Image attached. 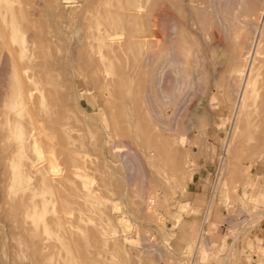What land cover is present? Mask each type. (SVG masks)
Instances as JSON below:
<instances>
[{"label": "rangeland", "instance_id": "1", "mask_svg": "<svg viewBox=\"0 0 264 264\" xmlns=\"http://www.w3.org/2000/svg\"><path fill=\"white\" fill-rule=\"evenodd\" d=\"M10 2L14 11L29 13L27 19L33 23L28 30L15 31L17 41H11L20 74L28 81L26 96L33 106L52 112V116L59 109L71 120L77 116L86 147L79 155L82 175L72 174L70 180L59 184L58 195L62 197L75 196L71 188H78L75 202L60 208L55 197L40 188L35 196L36 217L23 222L17 219L15 202L35 183L33 179L14 177L37 156L33 148H26L24 157L19 155L20 132L27 137L35 130L34 123L46 125L40 135L45 151L57 141L59 132L49 128L50 113L48 116L38 112L31 119L13 109L10 101L16 98L15 91L11 92L16 70L12 54L5 52L7 57L3 50L0 264H222L223 259L228 264H264V258L258 257L259 251L261 256L264 253V64L255 80L258 88L249 102V111L238 123L237 138L229 148L226 144L233 136V103L240 94L235 88L238 76L227 60L244 64L246 45L264 18V0H135L141 12L137 14V31L147 34V44L138 41L142 44V57L137 64L133 61L132 47L124 38L128 27L114 25V42L110 51L106 50V64L105 49L101 50L105 66L97 61L99 52L94 50V40L87 36L88 31H96V23L112 16L120 18L116 13L104 12L105 8L116 6L115 0H66L52 14L45 10V0ZM250 4H255L257 13L248 11ZM9 15H0V22L9 23L13 19ZM90 24L93 27L87 28ZM129 31L132 34L130 25ZM29 34L34 35L33 44L29 43L24 53L32 54V69L24 60L27 57L21 55V37ZM136 38L133 36L132 41ZM86 45H91L89 50ZM147 47L154 58H144ZM262 50L264 54V40ZM236 52L239 59L234 58ZM87 53L91 60L86 59ZM169 55L176 60V66L171 64ZM127 67L130 71L120 76L119 70ZM95 69H101L100 77L92 76L91 70ZM158 74L162 75L161 80ZM187 74L191 76L190 83ZM138 81L136 96L134 87ZM72 84L78 92L79 106L75 95L67 93ZM121 84L124 108L114 103L120 102ZM99 85L108 91L100 93ZM59 92L64 93L63 98ZM135 102L142 104L139 111ZM48 155L44 153V158ZM44 158L41 164L52 172ZM54 164L60 169L59 175L63 174L61 161L54 159ZM45 199L47 204L43 203ZM204 214L206 219L202 222ZM223 215L230 216V224ZM50 216L59 217L66 224H50L47 231L44 226ZM246 217L249 220L240 227L232 225L235 219ZM253 239L257 247L253 246Z\"/></svg>", "mask_w": 264, "mask_h": 264}, {"label": "bare ground", "instance_id": "2", "mask_svg": "<svg viewBox=\"0 0 264 264\" xmlns=\"http://www.w3.org/2000/svg\"><path fill=\"white\" fill-rule=\"evenodd\" d=\"M64 1L66 0H45L46 2V5H45V10L46 11H49L51 14L53 12L56 13V10L57 12L60 10V8L63 5ZM116 2V6H111L109 8H105L104 9V12L105 14H113V13H116L115 15H119L120 18L119 19H115L112 17L108 18V19H104V22L103 23H100L98 22V24L96 23V25H94L95 27L91 26V24L89 26H87V28H95L96 31H88V33L90 32V35H88L87 37L89 38H92L94 40V42H89V43H94L96 45V53L99 52L100 54V57L99 54L95 57L97 59V61L99 63H103L104 61L101 59L102 57V48L105 49V52H103V56H108L109 52L106 50H109L111 48V46L113 45V42H114V38H112V31L114 29V25L116 27H122V28H127L128 27V33L126 35V37H124L126 39V44L128 45H131V51L133 52L132 53V58H133V61L137 64V62L139 61L140 59V56L142 57V54H143V51L141 50V46L142 44H139L138 41L140 42H143L144 44H147V34L142 30V32H138L137 31V22H138V19H137V14L141 13L139 12V10L136 8V4H135V0H115ZM175 3V2H174ZM20 4V3H19ZM249 5V4H248ZM19 7V6H18ZM257 7V6H256ZM258 8V7H257ZM256 8V9H257ZM264 8V3L261 7V9ZM16 9V8H15ZM260 9V7H259ZM258 9V10H259ZM20 10V9H19ZM24 10V9H23ZM28 10V9H27ZM17 12V9L15 10ZM14 11V8L13 6L11 5V2L10 0H0V15H2V17H5L7 15L10 16V18H13L9 23H2L0 22V53L4 50V54L6 52V54H12L11 55V59L13 60V63H14V66H15V72L13 73L14 74V77H13V87L11 89V92L13 93V90L15 91V99L13 98L12 101H10L12 103L11 106H13V109H16L19 113L23 114L25 113L26 115H28L31 119L34 116V114L36 113H41L42 115H48L49 116V111L43 109V108H37L36 106H33V102L29 101L28 97L26 96V93H27V88H26V85L28 84V81L27 79L23 78L20 74V69H19V65L18 63H16V59L17 55H15L14 53V49L12 47V44H11V41L14 39L16 40V36H15V31H20L22 29H25V30H28L30 29L31 27H33V23L31 21V23L28 21L27 19V15H25V13H23L22 11H19L17 12V14H15L16 12ZM70 10L67 11V13L69 12ZM248 11L250 13H254L256 12L255 11V4H250L249 8H248ZM248 12V13H249ZM258 12V11H257ZM256 12V13H257ZM264 12V10H263ZM20 16H19V14ZM54 13V14H55ZM65 13V11H64ZM249 13V14H250ZM53 14V15H54ZM60 14V13H59ZM58 14V15H59ZM15 15V16H14ZM16 15H18V17H16ZM56 15V14H55ZM57 15V16H58ZM183 15V14H182ZM258 15V14H257ZM252 16V15H251ZM259 16V15H258ZM254 17V16H253ZM85 19V18H83ZM256 19V18H254ZM253 20V19H252ZM84 21V20H83ZM86 21V20H85ZM88 21V20H87ZM169 21V20H168ZM257 21L259 22L260 20L257 19ZM253 22V21H252ZM117 23V24H116ZM256 23V21H255ZM100 24H103L102 27H103V32H101L102 30L100 29ZM156 24V23H154ZM251 24V23H250ZM259 24V23H258ZM129 25L131 27V30H132V34L130 33L129 31ZM257 25V24H256ZM226 26V25H225ZM238 26V25H237ZM35 27V26H34ZM101 27V28H102ZM174 27V26H173ZM255 27V26H254ZM90 30V29H89ZM92 30V29H91ZM239 30V29H238ZM136 31L138 32V34H136ZM253 31V30H252ZM42 33V32H40ZM236 33V32H235ZM152 34V33H151ZM32 35L30 36L27 35V37H21V47H22V57L24 58L25 56L27 58H24V60H26V64H27V67L29 69H32V64H35V62L33 61V59L31 58L32 57V54L30 55H26L24 52L27 51V47H28V44L30 43L33 44V40H32ZM41 35V34H40ZM87 35V33H86ZM29 36V37H28ZM34 36V35H33ZM107 36H110L108 41H105V39L107 38ZM133 36H136V41H132V37ZM243 36V35H242ZM15 37V38H14ZM246 37V36H245ZM135 38V37H134ZM247 38V37H246ZM255 38V39H254ZM249 39V38H247ZM92 40V41H93ZM134 40V39H133ZM243 39L241 38L240 41H242ZM263 40H264V18L263 20L261 21L260 25L257 27H255L254 29V32L251 34V39H250V42L248 43V48H247V51L245 53V57H243L245 60H244V64H238L236 63V60L235 62H231L229 61V59L227 60L228 61V64H230V67H231V70L234 72V74L236 76H238V80H239V84H237V86L235 88L238 89V91H240V94H239V98H238V101L233 103L234 104V109H233V136H231V138H229V143H227L226 141V144H227V147L229 148V146H231L232 142L234 143V140L237 138L235 135V132L237 131V128H238V123L240 121V119L243 117L244 114H246L249 109H248V106L252 103L253 101V97L254 95L256 94V84H255V80L257 79L258 75L261 73V68L263 67L262 64H264V58L261 57V54H263V50H262V44H263ZM17 41V40H16ZM91 41V40H90ZM123 42H125L123 40ZM218 43V42H217ZM255 43V44H254ZM35 44V43H34ZM124 44V43H123ZM123 44L121 45V49ZM86 46H90L91 45H86ZM68 47V46H67ZM83 47V46H82ZM87 48L88 50L90 49ZM93 47V48H94ZM176 47V46H175ZM69 48V47H68ZM67 48V50H69ZM86 48V47H84ZM92 48V49H93ZM115 47H113L114 49ZM117 49V48H115ZM172 49V48H171ZM239 49V48H238ZM6 50V51H5ZM119 50V49H118ZM179 50V49H178ZM241 50V49H239ZM238 50V51H239ZM33 51V50H32ZM80 51V49H79ZM83 51V50H82ZM98 51V52H97ZM110 51V50H109ZM142 51V53H141ZM175 51V50H174ZM67 52V51H66ZM88 52V51H87ZM170 52V51H169ZM168 52V53H169ZM74 53H75V50H74ZM81 53V52H80ZM94 53V54H96ZM105 53H108L105 55ZM171 53V52H170ZM169 53V54H170ZM237 53V52H236ZM261 53V54H260ZM8 57V55H6ZM13 54L15 56H13ZM17 54V53H16ZM84 54V53H83ZM92 54V53H90ZM131 54V53H130ZM244 54V53H242ZM70 54L68 53V57ZM79 55V54H78ZM85 55H86V52H85ZM87 55H89L87 53ZM154 55L149 49L148 47L145 49V52H144V58H146L147 60L150 59V57ZM168 55V54H167ZM172 55V54H171ZM215 55V54H214ZM264 55V54H263ZM241 56V55H240ZM52 57V56H51ZM54 57V56H53ZM110 57V56H109ZM108 57V58H109ZM153 57V56H152ZM171 56L169 55V60H171L173 63L169 62L168 61V58L165 56L164 60H166V62L168 61L169 63L168 64H173V66H176L174 64V62H176V60L173 58H170ZM261 57V58H260ZM45 58V57H44ZM103 58V57H102ZM154 58V57H153ZM235 59H239V52L236 54V56H234ZM241 58V57H240ZM86 59H90L91 60V55H89V58H86ZM130 59H131V56H130ZM15 60V61H14ZM54 60V58H53ZM68 60V59H67ZM89 60V61H90ZM105 60V64L106 62V57L104 58ZM146 60V62H147ZM70 61V60H69ZM84 61V60H83ZM87 61V62H89ZM95 61V60H94ZM97 61H95L97 63ZM130 63H131V60H129ZM145 61V60H144ZM178 61V60H177ZM233 61V60H232ZM48 62V61H47ZM72 62V61H71ZM87 62H83V64H86ZM111 62V60H110ZM69 63V62H68ZM102 64L105 66V64ZM37 64V62H36ZM108 64V63H107ZM147 64H150L147 62ZM146 64V66H147ZM165 64V63H164ZM167 64V65H168ZM99 65V64H98ZM166 65V64H165ZM164 65V67H165ZM100 66V65H99ZM98 66V67H99ZM131 66V65H130ZM95 67H97V65L95 64ZM94 67V68H95ZM93 68V69H94ZM131 68V67H130ZM36 69V68H35ZM99 69V68H98ZM161 69V68H160ZM65 70V69H64ZM107 68L104 69V71H106ZM149 70V69H148ZM151 70V68H150ZM149 70V71H150ZM176 70V69H175ZM230 70V71H231ZM38 71V70H37ZM70 71V70H69ZM111 71V70H110ZM130 70L127 68L124 69V71H121L119 70L118 74H120V76H122L123 74L125 73H128ZM73 71H71L72 73ZM91 72L93 73H90V77H91V74L92 76L95 78L96 77H100L101 75V69L100 70H97L95 69V71L93 72V70H91ZM109 71H107L108 73ZM125 72V73H124ZM132 72V71H131ZM159 72V71H158ZM163 72V70H162ZM68 73V71H67ZM146 73V72H145ZM75 74V73H74ZM74 74H72L74 76ZM109 74V73H108ZM142 73H140V76H141ZM169 74V73H168ZM159 75V79L161 80V76L160 74ZM187 82H191V76L189 74H187ZM234 75V76H235ZM261 75V74H260ZM259 75V76H260ZM36 76V75H35ZM38 76V75H37ZM39 77V76H38ZM35 77H33L34 79ZM102 78V77H101ZM170 78V77H169ZM259 78V77H258ZM167 79V78H166ZM25 80V81H24ZM32 80V79H31ZM39 79H37V82H38ZM103 80V79H101ZM105 80V78H104ZM139 80V79H138ZM143 80V78H142ZM141 80V81H142ZM150 80V79H149ZM196 80V79H195ZM18 81V84H15V82ZM34 81V80H32ZM73 81V80H72ZM71 81V83H72ZM183 81V80H182ZM259 81V79H258ZM30 82V81H29ZM160 83V81H158ZM185 82V81H184ZM79 83V82H78ZM136 83V82H135ZM143 82H141V85H142ZM12 84V83H11ZM75 84V83H74ZM184 84V83H182ZM255 84V85H254ZM54 85V84H53ZM101 85V84H100ZM99 85V91L100 93H103V92H107L108 90L107 89H104L103 86H100ZM147 85V84H146ZM236 85V84H235ZM15 86V87H14ZM63 86V84H62ZM67 86V85H66ZM144 86V85H143ZM184 86V85H183ZM55 87V86H54ZM70 88H68L69 91H67L68 94H74L75 95V103L77 106H79V101L77 99V94L78 92L76 91L75 88H73V84L72 85H69ZM142 87V86H141ZM165 87V86H164ZM65 89V87H63ZM80 88V87H79ZM97 88V86H96ZM176 88V87H175ZM139 89H140V82L138 81L136 86L134 87V93L135 95H139ZM177 89V88H176ZM119 90H120V96H118L120 98V102L119 103H116V101H114V103L120 108H124V105L122 103L125 102L122 97L124 96V93H123V84H121V86L119 87ZM164 90V89H163ZM175 91V90H174ZM180 91V90H179ZM237 91V90H236ZM162 92V90H161ZM164 92V91H163ZM162 92V93H163ZM77 93V94H76ZM59 94V97L61 95V97L63 98L62 94L64 93H58ZM146 94V92H145ZM67 95V94H66ZM238 95V94H237ZM147 96V95H145ZM145 96L143 98H145ZM65 97V96H64ZM165 97V96H164ZM133 98V97H132ZM147 98V97H146ZM145 100V99H144ZM168 100V99H166ZM251 100V101H250ZM128 102V101H127ZM144 101H142L143 103ZM232 102V101H231ZM250 102V104H249ZM10 103V104H11ZM146 103V102H145ZM95 105V104H94ZM142 105V104H141ZM141 105L138 103V102H135L134 106L136 109H140ZM5 106V105H4ZM60 106V105H59ZM252 106V105H251ZM72 107V106H71ZM59 108V107H58ZM251 109V107H249ZM129 109V108H128ZM248 109V110H247ZM74 110V108L72 109V111ZM58 113L55 114L56 112L53 113V116L51 115L52 112L50 113L51 116H49V120H48V124H50V129H52L53 131H55V133H57V130L59 133H57L58 135V138H57V141L54 142L52 145H49V150L48 151H45L44 148H42L41 144H40V135H42L41 133H44V131L46 130L45 127L46 125H43V124H38L37 122L34 123L35 124V130L33 132H31L30 134L28 133L27 134V137L25 136L24 137V132H23V135H22V132L21 133V138H20V142H19V145H18V148H19V155L21 157H24V150H26V148H33L35 149L37 152H36V158H35V162L32 161L30 162L29 164L25 165V167L23 168V170H20L19 173L14 177L15 180H21V179H25V180H28L30 181L31 179H33L32 183L34 182V186H30L28 191L24 194H21L19 196V198L17 199V201L15 202V209L18 213V216H17V219L21 218L22 222L26 219H29V217H36L35 215H37V213H35L34 209L35 207L38 205L36 200H35V196H36V193L38 191V189L40 190V188H44V190H46L47 192H49L52 196L55 197L54 200H56L58 202V204L60 205L59 207L60 208H64L65 209V206L67 203H70L72 200L74 201L75 197H76V192L78 191L77 187H72V195L75 193V196H68V197H62V196H59L58 193H59V184L62 183V181H66V180H70L72 177V174H75V175H78V176H81L82 173H81V170H82V162L80 160V157L79 155L81 154V152L84 150V148L86 147V143H85V140L83 138V136L80 134L81 130H82V127L79 126L80 124L77 123V121L79 120V118H77V116L73 117V119L71 120V117L70 116H67L63 113H61L60 109L57 111ZM55 114V115H54ZM85 115V113H84ZM87 116V115H86ZM135 116V115H134ZM101 117V116H100ZM87 118V117H86ZM37 119V118H36ZM88 121V119H86ZM100 120V119H99ZM46 122V121H45ZM82 123V122H81ZM88 123V122H87ZM86 123V124H87ZM205 123V122H204ZM45 126V127H44ZM144 127V126H143ZM146 127V125H145ZM87 128H89V126L87 125ZM131 128V127H130ZM145 129V128H143ZM150 129V127H149ZM152 129V128H151ZM72 131H76V134H73ZM130 133H133V137L136 138L137 137V134L135 133L134 130H131ZM145 133V132H144ZM150 133V132H149ZM156 134V132H155ZM45 135V134H44ZM136 136V137H135ZM157 136V135H155ZM120 137V136H119ZM150 137V136H149ZM159 137V134L158 136ZM152 138H154L152 136ZM160 138V137H159ZM164 138V137H163ZM121 139V138H120ZM138 139V138H136ZM166 138H164L165 140ZM29 141V144L26 143V141ZM157 140V139H154V141ZM160 140L162 141V138H160ZM167 140V139H166ZM135 141V140H134ZM145 141V140H144ZM87 142H88V138H87ZM163 143V141H162ZM33 144L34 147H31V145ZM96 144V143H95ZM154 144V143H153ZM166 147V146H165ZM164 147V148H165ZM88 149V148H87ZM50 155H48V157L44 158V153H47ZM82 157V156H81ZM179 157H181L179 155ZM44 158V160L46 159V162L47 164L52 167V172L51 171H48L46 168H45V164H41V159ZM54 159L56 160H60L62 165H63V169H64V173L63 174H60L59 175V171L60 169H57V167H55V164H54ZM86 160V159H84ZM179 160V159H178ZM31 172V173H28V172ZM62 171V170H61ZM87 171V170H86ZM118 173V172H117ZM29 174V175H28ZM59 175L58 177H55L54 175ZM83 178V177H82ZM10 180V179H9ZM86 180V178H85ZM87 181V180H86ZM31 183V182H30ZM26 184V183H25ZM5 185V184H4ZM77 185V184H76ZM21 186V185H19ZM79 186V185H78ZM25 187V186H24ZM63 187V186H62ZM68 187V186H67ZM69 189V188H68ZM4 190V189H3ZM6 191V190H5ZM4 194V193H3ZM59 196V197H58ZM47 198V197H46ZM50 198H53L50 196ZM54 201V202H56ZM39 202V201H38ZM53 202V203H54ZM56 202V203H57ZM75 202V201H74ZM43 203L44 204H47V200H43ZM52 203V202H51ZM51 206V205H50ZM49 208V207H48ZM58 208V207H57ZM56 208V209H57ZM58 210L57 209V213H58ZM60 211V210H59ZM62 211H64L62 209ZM68 211V210H67ZM47 213V212H46ZM59 214V213H58ZM66 214H64L65 216ZM59 216V215H58ZM61 216V215H60ZM51 218L49 219V221H45V230L46 227L48 225L51 224V226L55 227V225L57 226H62V224L64 225V223L62 222V220L59 218V217H52L50 216ZM37 218H39L37 216ZM43 218V217H42ZM33 219V218H32ZM25 220V221H26ZM21 222V223H22ZM32 222V221H31ZM25 223V222H24ZM22 223V224H24ZM33 223V222H32ZM53 223V224H52ZM66 224V223H65ZM50 226V227H51ZM67 230H68V225L66 226ZM64 228V227H63ZM50 230V229H49ZM48 231V230H47ZM59 231V228L58 230ZM61 232V231H59ZM66 232V231H65ZM69 232V231H68ZM92 235V234H91ZM103 239V238H102ZM42 245V244H41ZM43 248V247H42ZM228 256V255H226ZM229 262V261H228ZM227 260L223 259V261L221 262L222 264H228Z\"/></svg>", "mask_w": 264, "mask_h": 264}, {"label": "crops", "instance_id": "3", "mask_svg": "<svg viewBox=\"0 0 264 264\" xmlns=\"http://www.w3.org/2000/svg\"><path fill=\"white\" fill-rule=\"evenodd\" d=\"M260 202H261V201H260ZM260 205L262 206V204H260ZM261 206H260V207H261ZM206 211H207V210H206ZM206 211H205V213H206ZM256 216H257V213L254 214V217H256ZM223 218H224L226 221H229L228 218H230V216L227 215V217H226V216L223 215ZM205 219H206V214H204V216H203V218H202L201 221L203 222ZM246 220H249V219H247V217H246V219H245V218L235 219V221L232 222V225L235 224V225H237L238 227H240V224H241V223H245ZM193 221H196L195 218H193ZM193 221H191L189 224L191 225V224L193 223ZM201 221H200V222H201ZM256 221H257V220L254 221V225H255V222H256ZM202 222H201V223H202ZM230 223H231V221H229V224H230ZM190 225H189V226H190ZM203 225H204V223H203L202 226H201L202 228L204 227ZM254 225H253V226H254ZM191 229H192V227H191ZM263 230H264V229H263ZM244 240H245V239H244ZM252 241H253V246H254V247H257L256 244H255V240L253 239ZM261 242L263 243L262 245H263V247H264V237H263V241H261ZM260 246H261V244L258 246V248H260ZM245 251H246V250H245ZM261 253H262V252H261ZM262 254H263V255H262L263 257L260 255V251H259V255H258V257H259V259L262 258L261 260H263V258H264V253H262ZM230 256H231V255H230Z\"/></svg>", "mask_w": 264, "mask_h": 264}]
</instances>
